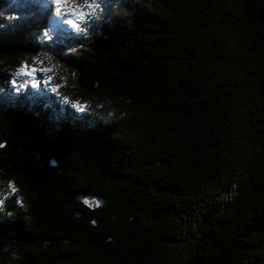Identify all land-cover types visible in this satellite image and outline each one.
<instances>
[{"label":"trees","instance_id":"1","mask_svg":"<svg viewBox=\"0 0 264 264\" xmlns=\"http://www.w3.org/2000/svg\"><path fill=\"white\" fill-rule=\"evenodd\" d=\"M123 3L108 39L50 53L59 95L0 103V194L22 200L0 211V264H264V0ZM47 8L0 0L14 96L21 64L73 39Z\"/></svg>","mask_w":264,"mask_h":264},{"label":"snow or ice","instance_id":"2","mask_svg":"<svg viewBox=\"0 0 264 264\" xmlns=\"http://www.w3.org/2000/svg\"><path fill=\"white\" fill-rule=\"evenodd\" d=\"M47 4V16L59 18V22L67 25L74 33L73 39L66 48L48 47L47 50H41L31 64H21L13 74L18 79L6 80V83L14 89L16 95L14 96L12 92H5V88L0 87V94H4L0 103L5 106H12L15 100L21 99L22 90L26 86L31 89H39L43 85L51 93L59 95L60 84L55 83V74L57 67H63V64L54 61V55L67 58L63 62L66 64L77 52V46L82 48L90 37L108 39L109 35L105 34L106 25L112 23L117 15L116 9L125 6L123 0H47ZM10 19L16 18L11 17ZM55 27L56 22L54 21L53 28L55 29ZM52 41V35L44 31L41 44L48 45ZM20 79L23 82H20ZM61 79L63 78L61 77ZM61 99L65 100L66 103L68 102L67 97H61ZM74 107L83 112L88 105L76 103ZM5 146V142L0 141V148ZM6 188L7 191L0 194V211L5 207V201L9 197L14 199L17 205H22L15 182L8 180ZM83 204L89 208L100 207V203L95 199H84ZM8 215L11 216L12 213L9 212Z\"/></svg>","mask_w":264,"mask_h":264},{"label":"water","instance_id":"3","mask_svg":"<svg viewBox=\"0 0 264 264\" xmlns=\"http://www.w3.org/2000/svg\"><path fill=\"white\" fill-rule=\"evenodd\" d=\"M257 21L262 27L261 43L264 45V3L258 13Z\"/></svg>","mask_w":264,"mask_h":264},{"label":"clouds","instance_id":"4","mask_svg":"<svg viewBox=\"0 0 264 264\" xmlns=\"http://www.w3.org/2000/svg\"><path fill=\"white\" fill-rule=\"evenodd\" d=\"M13 259H16V256H15V254H13Z\"/></svg>","mask_w":264,"mask_h":264},{"label":"rangeland","instance_id":"5","mask_svg":"<svg viewBox=\"0 0 264 264\" xmlns=\"http://www.w3.org/2000/svg\"><path fill=\"white\" fill-rule=\"evenodd\" d=\"M46 1V3H47V0H45ZM70 29V28H69ZM70 31H72L71 29H70Z\"/></svg>","mask_w":264,"mask_h":264}]
</instances>
